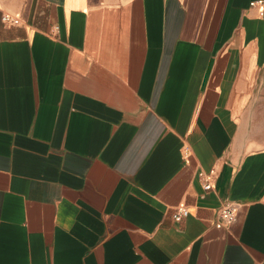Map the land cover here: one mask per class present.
Listing matches in <instances>:
<instances>
[{
    "label": "crops",
    "instance_id": "crops-1",
    "mask_svg": "<svg viewBox=\"0 0 264 264\" xmlns=\"http://www.w3.org/2000/svg\"><path fill=\"white\" fill-rule=\"evenodd\" d=\"M0 264H264V0H0Z\"/></svg>",
    "mask_w": 264,
    "mask_h": 264
},
{
    "label": "built area",
    "instance_id": "built-area-1",
    "mask_svg": "<svg viewBox=\"0 0 264 264\" xmlns=\"http://www.w3.org/2000/svg\"><path fill=\"white\" fill-rule=\"evenodd\" d=\"M262 4H263V1H257V2L252 3L253 6L262 5ZM3 21L9 24H19L20 23V19L12 15H4ZM199 177L204 182V187L206 190L212 189L213 184H212V178L210 174H207L202 171L199 173ZM188 215H189V209L183 206L178 209V212L175 215V219L177 221H182ZM237 216H238V205L233 202L226 203L220 211L221 221L217 223V227L221 228L225 225H229L235 222L237 220Z\"/></svg>",
    "mask_w": 264,
    "mask_h": 264
}]
</instances>
